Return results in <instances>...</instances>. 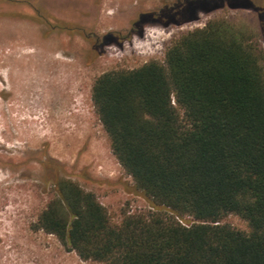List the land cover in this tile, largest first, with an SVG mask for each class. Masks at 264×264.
<instances>
[{
  "label": "trees",
  "instance_id": "obj_1",
  "mask_svg": "<svg viewBox=\"0 0 264 264\" xmlns=\"http://www.w3.org/2000/svg\"><path fill=\"white\" fill-rule=\"evenodd\" d=\"M215 1L183 0L167 12L185 19ZM91 101L112 153L152 209L111 223L94 193L55 178L39 228L93 264H264L260 38L209 19L176 38L162 61L98 75ZM230 213L248 231L221 222ZM185 215L192 221L183 222Z\"/></svg>",
  "mask_w": 264,
  "mask_h": 264
},
{
  "label": "rangeland",
  "instance_id": "obj_2",
  "mask_svg": "<svg viewBox=\"0 0 264 264\" xmlns=\"http://www.w3.org/2000/svg\"><path fill=\"white\" fill-rule=\"evenodd\" d=\"M179 2L183 0H0V53L17 50L10 62L0 64V87L19 78L15 57L20 52L23 60L38 65L47 56L56 61L46 73L37 72L39 85L17 92L24 100L11 98L9 111L0 105V123L8 125L13 114L20 126L39 129L36 144L19 149L18 159L0 156V264H93L37 226L55 197V178L70 179L94 193L111 223L125 214L151 211L149 199L112 153L93 107L91 87L98 75L162 61L176 38L209 19H227L260 38L264 47V0L221 5L216 0L208 11L186 12L185 19L167 12ZM160 11L166 13L160 20H138L140 13ZM11 96L2 92L0 101ZM36 97L52 102L34 103ZM14 133H0V152L12 153L11 144L23 143ZM181 220L192 221L187 215ZM221 222L248 231L247 222L236 214Z\"/></svg>",
  "mask_w": 264,
  "mask_h": 264
},
{
  "label": "bare ground",
  "instance_id": "obj_3",
  "mask_svg": "<svg viewBox=\"0 0 264 264\" xmlns=\"http://www.w3.org/2000/svg\"><path fill=\"white\" fill-rule=\"evenodd\" d=\"M21 45V42L17 43V45L15 46V49H18V47H20ZM14 49V50H15ZM17 52L16 51H11L9 53H0V64H6L8 62L11 61L12 59V55L13 53ZM27 55V54H25ZM23 57H24V54L23 52H20V54L15 57V62L18 63V66H19V71H20V76L19 78L14 82V83H11L10 80H8L7 82V85L6 86H2L0 87V93H5V95L7 93H11L12 96L10 97V100L6 103H3L2 101H0V105H1V108H2V111H4V106H6V109L9 111L10 108L13 107V103H12V100L11 98L15 101V100H24V98L22 97H19L17 95V92L19 91H28L30 89L31 86L35 87L37 85H39L41 83V80L38 79L37 77V72L38 71H41L42 70L44 72H42L43 74L46 73L49 69H52L55 64H56V61L53 60V61H50L48 56L45 58L44 61H42L41 63L36 64L35 62H33L31 59L29 60H23ZM59 81V80H58ZM57 83V82H56ZM58 90V89H57ZM38 97V96H37ZM34 98V103H38V102H41L43 105L47 106V105H50L51 104V100L52 99H49V97H46L44 98L43 100L39 98ZM17 105V104H16ZM16 113V112H14ZM13 115V114H12ZM12 115H9L8 116V120H7V123L8 125H4L3 123H0V124H3L2 126H0V133L3 135V136H7V135H10V133H14L16 134V136L21 139V141L23 140V143H16V144H11L9 146V150H13L12 153H4V152H0V156H5V157H8L10 159H12L13 157H16V159L19 158V154L17 153V151L20 150H23L24 149V146L25 144L26 145H34L36 144L37 142V137H38V130L37 128H33V126L30 128H24V126H20L22 123L20 122V120H18L15 116H12ZM24 117V115H22ZM47 117L50 116L49 113L46 115ZM46 116H45V119H46ZM27 118V116H26ZM22 121V120H21ZM24 121V119H23ZM22 121V122H23ZM29 121V120H28ZM27 121V122H28ZM30 122V121H29ZM21 123V124H19ZM26 123V122H25ZM30 126V125H29ZM40 135V134H39ZM44 135V133H43ZM42 135V136H43ZM47 135V134H45ZM44 135V136H45ZM48 136V135H47ZM51 136V135H50ZM41 137V136H40ZM68 137V135H67ZM16 138V137H15ZM48 138V137H46ZM51 139V137H50ZM49 140V139H48ZM13 141V140H12ZM25 141V142H24ZM3 142V141H2ZM1 142V143H2ZM2 144H6V142H3ZM8 146V145H7ZM1 147V146H0ZM29 147V146H28ZM1 158V157H0ZM3 159V158H2ZM7 159V158H6ZM15 159V160H16ZM5 160V159H4ZM17 161V160H16ZM16 196V194H15ZM17 199V198H16ZM17 206V205H16ZM9 209V208H8ZM15 209V208H14ZM16 210V209H15ZM13 211V210H11ZM16 212V211H15ZM12 214V213H11ZM6 215V214H5ZM2 216V215H1ZM13 216V215H12ZM2 221V220H1ZM1 225V224H0ZM6 225V224H5ZM10 225V224H9ZM9 225H7V227H9ZM16 232V231H14ZM18 232V231H17ZM1 233V232H0ZM12 238V237H11ZM10 238V239H11ZM7 239V238H6ZM14 239V238H13ZM17 239V238H15ZM19 240V239H18ZM16 241V240H14ZM7 243V242H6ZM2 248V247H1ZM5 249V248H4Z\"/></svg>",
  "mask_w": 264,
  "mask_h": 264
}]
</instances>
